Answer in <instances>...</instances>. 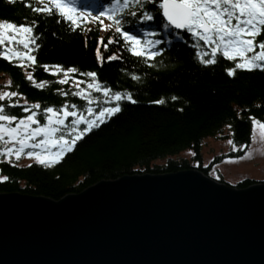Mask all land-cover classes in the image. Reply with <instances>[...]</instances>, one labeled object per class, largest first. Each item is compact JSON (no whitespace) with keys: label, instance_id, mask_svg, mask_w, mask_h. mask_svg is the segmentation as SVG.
Wrapping results in <instances>:
<instances>
[{"label":"trees","instance_id":"1","mask_svg":"<svg viewBox=\"0 0 264 264\" xmlns=\"http://www.w3.org/2000/svg\"><path fill=\"white\" fill-rule=\"evenodd\" d=\"M110 4L106 3L107 9ZM44 6L49 7L48 13L33 11ZM100 14L75 15L77 27L73 29L70 21L54 14L49 0H27V5L25 0H0V20L17 24L35 20L33 34H40L37 42L41 47L34 52L36 63L29 62L27 67L37 83L49 82L43 87L27 79L19 63L0 57V78L8 79L4 84L8 91L24 94L19 99L30 104L39 101L41 107H59L65 99L83 105L81 97L73 95L70 78L58 82L64 71L53 74L51 66L59 64L63 69L74 66L79 72L95 71L99 81L113 90L130 91L138 100L134 105L125 104L121 113L77 142L73 151L50 167L36 162L18 165L0 158V175L8 177L0 181V194L19 193L57 201L101 180L125 175L166 174L192 168L208 175L210 167L201 163L205 138L222 139L227 135L238 147L247 145L252 127L249 117L264 121V70H236L230 77L224 69L233 66L232 61L218 54L214 65L200 64L190 39L163 45L170 51L155 57V65L150 66L121 47L124 42L115 33V26L101 27V22H112ZM109 35L114 42L105 48ZM263 37L264 30L257 39ZM112 53L121 59L107 60ZM44 64L49 70L43 68ZM79 72L68 75L81 77ZM133 73L139 79H132ZM160 98V104L148 102ZM7 111L25 115L19 107ZM185 151L193 153L190 159L181 156ZM228 155H240V151ZM224 156H216L212 162ZM253 182L242 179L234 186L242 189Z\"/></svg>","mask_w":264,"mask_h":264},{"label":"water","instance_id":"2","mask_svg":"<svg viewBox=\"0 0 264 264\" xmlns=\"http://www.w3.org/2000/svg\"><path fill=\"white\" fill-rule=\"evenodd\" d=\"M0 264H264V183L232 188L188 169L57 201L0 194Z\"/></svg>","mask_w":264,"mask_h":264},{"label":"snow or ice","instance_id":"3","mask_svg":"<svg viewBox=\"0 0 264 264\" xmlns=\"http://www.w3.org/2000/svg\"><path fill=\"white\" fill-rule=\"evenodd\" d=\"M51 5L54 14L61 16L64 21H70L73 29L77 27L76 19L71 15L74 9L68 0H51ZM33 11L48 13L50 9L47 6L35 7ZM100 15H107L112 22L108 25L101 22V27L115 26V33L124 42L121 47L150 66L155 65V57L170 51L163 45L190 39L191 47L195 50L194 56L200 64L214 65L218 54L232 61L233 66L224 69L230 77L236 70H264V39L257 40L264 30V0H111L110 7ZM36 23L35 20L31 24L0 20V45H4L5 41L8 43L6 51L0 50V57L8 60L15 57L21 65L25 60L35 64L34 52L41 47L37 42L40 34H33ZM161 36L163 39L154 38ZM100 39L96 52L98 61ZM13 42L22 46L24 51L13 48ZM107 42L105 48L114 42L112 35L107 37ZM106 59L111 61L121 57L112 53ZM51 67L54 75L55 71H64L65 78L60 79L59 83L66 82L68 73L79 72L74 66L63 69L56 64ZM43 68L49 70V65L44 64ZM79 75L92 78L87 88L100 94L92 96L90 92L85 93L80 88L84 82L72 77L77 80L78 89L73 95L81 97L83 105L65 99L59 107H41L39 101L30 104L26 99H19L24 94L18 91H0V145H8L0 146V155L5 160L9 156L19 159L24 155L50 167L61 161L66 153L73 151L77 142L121 113L125 104L138 103L132 92L113 90L99 81L95 71L79 72ZM26 78L38 88L49 83L45 80L37 83L31 73ZM132 79H139V76L133 73ZM60 95L66 96L67 93L60 92ZM12 97L18 99L12 100ZM98 100L102 102L97 105ZM148 102L160 104L163 98ZM16 107L25 115L17 116L7 111L8 108ZM249 119L252 125L250 139H256L252 133L259 125V139L264 141V121L251 116ZM228 143L235 151L237 145L232 140ZM239 147L243 149L246 145L241 144ZM251 154V151H245L243 156L248 158ZM7 179V176L0 175V181Z\"/></svg>","mask_w":264,"mask_h":264},{"label":"rangeland","instance_id":"4","mask_svg":"<svg viewBox=\"0 0 264 264\" xmlns=\"http://www.w3.org/2000/svg\"><path fill=\"white\" fill-rule=\"evenodd\" d=\"M12 47L20 48L21 51H24V49H22V46L16 44L15 42H13ZM7 48H8L7 41L4 42V45H0V50L6 51ZM255 50L256 49H254V51ZM237 59H239V57H237ZM13 60L20 64L17 58L14 57ZM28 64L29 62L26 60L23 65L20 64L24 72L27 74H28V67H27ZM62 76L64 78L65 73L62 74ZM67 77L70 78L69 84L72 85L74 92L77 91L78 90L76 87L77 80L72 79V77H74L72 74L68 75ZM77 79L79 81L84 82L80 84V88H83L85 90V93L90 92L92 96L100 95L98 92L87 88V83L90 82L92 78L87 76H81V77H77ZM6 83H8V79L6 77L0 78V91L7 90L6 86H4V84ZM101 102L102 100H100V103ZM68 119H71V117H69ZM227 132L228 130L224 131L225 134H227ZM252 134L256 137V139L250 140V142L243 149L237 146L235 151H233L232 145L228 143L230 139L228 138L227 135H223L224 138L222 139L215 137L205 138L201 144V153H202L201 163L203 166L210 167L209 174L206 176L218 183L220 182L226 184L227 186L232 188H237L234 185L242 179H253L255 180V182L253 183H264V141H261L259 139V135H260L259 125H257L256 131ZM37 139H40V137H37ZM0 146L6 147L8 145H0ZM238 151H240V155H236V156L228 155L230 152L236 153ZM245 151H251L252 154L250 155V157L244 158L243 154ZM224 154H227L228 156H224ZM192 155L193 153L191 151H185L184 153L181 154V156L187 159H190ZM220 155H223L224 157L220 158V160L216 162H212L216 156H220ZM236 157H240V158L237 159ZM0 158L4 159L2 155H0ZM7 160L10 162H14L18 165H25L31 162H35L33 158L26 157L24 155H21L19 159H16L13 156H9ZM192 165L195 166L196 162H194V164L192 163Z\"/></svg>","mask_w":264,"mask_h":264}]
</instances>
